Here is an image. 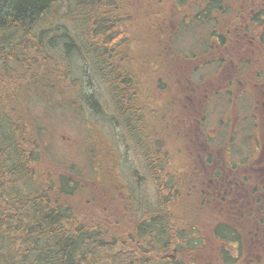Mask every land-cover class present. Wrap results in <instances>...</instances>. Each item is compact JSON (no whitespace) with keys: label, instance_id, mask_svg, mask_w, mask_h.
Masks as SVG:
<instances>
[{"label":"trees","instance_id":"1","mask_svg":"<svg viewBox=\"0 0 264 264\" xmlns=\"http://www.w3.org/2000/svg\"><path fill=\"white\" fill-rule=\"evenodd\" d=\"M234 1L233 6L230 0H0V264L201 261V235L191 229L183 235L176 231L167 212L139 214L131 192L122 191L121 197L114 190H121V178L115 181L114 173L92 185L72 170L43 166L45 133L42 121L32 112V100L43 101L48 109L74 108L83 95L91 104L92 96L82 94L74 75L77 59L83 61L84 75L86 62L98 78L106 75L105 67L111 68L109 80L119 100L134 89L135 78L131 58L125 54L131 38L119 27L131 19L127 11L139 6L136 23L144 29L143 42L156 45L141 59H150L149 66H162V57L169 60L181 53L172 48L179 33L205 25L203 20L217 23L220 12L235 19V14L247 12L246 7L235 8ZM169 20H177L172 23L176 32ZM108 59L124 64L117 67ZM150 70L159 72L155 65ZM157 84L165 85L160 79ZM97 185L104 193L108 189L105 195L121 199L124 209L117 216L103 215L108 209L105 195L94 192ZM170 192L173 196L177 191ZM222 254L216 264L230 262L226 252Z\"/></svg>","mask_w":264,"mask_h":264},{"label":"rangeland","instance_id":"2","mask_svg":"<svg viewBox=\"0 0 264 264\" xmlns=\"http://www.w3.org/2000/svg\"><path fill=\"white\" fill-rule=\"evenodd\" d=\"M230 3L234 6L235 1L230 0ZM236 5L235 8H241L240 2H236ZM127 13V18L131 19L124 22L125 25L120 23L119 27L125 30L126 35L131 38L125 54L127 58H131L130 65L135 75L134 89L129 93L125 92L118 100L112 92L113 88L109 80L111 68L105 67L106 75L98 78L95 69L89 66V62H86V74L84 75L83 61L77 59L74 63L76 66L73 67L74 75L79 79L77 84L81 87L82 94L92 96L91 104H88L83 95L78 98L74 108L48 109L43 101L32 100V112L42 121L45 133L44 148L41 153V156H44L45 165L43 166L60 172L72 170L76 176L90 181L92 185L96 180L100 182L104 176L112 172L113 176L118 177L115 181L120 178L125 180L123 182L120 179L121 190H114L121 197L122 191L127 195L131 192L137 202L139 214L148 212L146 215L149 216V213L156 215L159 211L165 214L167 212L170 216V223L182 235L186 234L185 231L189 229L195 235L198 233L202 235L204 232L202 218L205 217L206 209L201 207L199 186H194V177L191 175L186 177L188 175L184 173L186 169L178 167L179 145L176 143L172 146L171 142V139H177L174 137L177 133L174 126H166L170 117L164 94L169 91L171 85L173 87L176 84V74L179 76L183 74L184 78L190 75L195 84L201 80V77L214 78L213 81L215 80L216 84H219L218 79H221V84H223L227 77L206 76L211 74L212 69L202 66L205 57L201 59L198 56L193 57L192 49L199 52L198 55L202 52L203 48L200 45L207 41L203 34L205 27L210 31L224 32L226 28L231 31L236 26L235 22L239 21V17L235 19L234 16L227 14L228 19L226 20L228 21L224 27L221 21L216 23L214 20H207L206 26L198 24L188 32L184 30L186 32L178 34L172 48L181 53L191 50L190 55L187 57L184 55L186 57L184 59H181L184 57L180 55L181 53L169 60L162 57V62L165 64L149 66L150 59L142 60L141 57L144 53L150 55V51L154 50L156 45L143 42L142 31L144 29L136 23L137 16L140 15L139 6ZM222 19L225 21V18ZM177 20L172 22H177ZM170 29L172 30V26ZM228 47L226 53H233L234 46L231 47L229 44ZM152 60L156 61L155 57L152 56ZM187 60L192 62L185 64V69L177 66L180 62L184 64ZM107 62L117 67L124 64L119 60L113 62L111 59ZM154 65L159 69L158 73L151 72L150 67L154 68ZM174 65L176 69L173 71ZM158 79L164 82L163 88L157 84ZM156 117L158 124L155 122ZM126 124L128 126H125ZM154 124L157 126H153ZM259 128L261 136H264L262 133L264 126ZM152 167L156 172L151 173ZM84 183L88 185V182ZM93 188L95 194L100 196L101 193L105 195L108 191V189L105 193L100 191L98 185ZM172 188H174V193L177 191L173 196L170 192ZM119 199L107 193L105 205L109 213L106 211L103 215L117 216L119 209H124ZM80 209L84 210V207ZM208 212L210 218H215L216 214L220 215V212L215 209L208 210ZM203 235L208 236V233ZM216 244L218 245V242L215 239L208 238V246L205 250L204 247L201 248L199 252L202 254L201 261L198 259L196 264H216L215 262L218 261L217 252L214 249ZM219 244L226 246L232 253L228 244ZM227 258V262L231 261L229 257Z\"/></svg>","mask_w":264,"mask_h":264},{"label":"flooded vegetation","instance_id":"3","mask_svg":"<svg viewBox=\"0 0 264 264\" xmlns=\"http://www.w3.org/2000/svg\"><path fill=\"white\" fill-rule=\"evenodd\" d=\"M236 1L247 8L235 14L236 26L224 32L205 27L202 52L198 55L192 49L193 57H205L202 66L212 69L206 76L227 78L216 84L214 78L201 77L195 84L190 75L175 73L176 84L164 94L170 117L166 126L176 127L177 135H172L177 139L171 142L182 148L178 167L186 169V177H194L201 207L206 209L201 247L205 250L211 237L218 242L216 257L225 251L232 259L225 264H264V136L258 130L264 126V0ZM223 14L225 21H219L224 27L228 18ZM229 44L234 46L231 54L226 53ZM188 62L192 61L177 66L185 69ZM213 209L220 215L210 218L208 210ZM219 243L228 244L232 253Z\"/></svg>","mask_w":264,"mask_h":264}]
</instances>
